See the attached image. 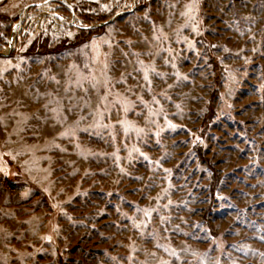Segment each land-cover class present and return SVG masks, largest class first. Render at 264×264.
Instances as JSON below:
<instances>
[{"label": "rangeland", "instance_id": "obj_1", "mask_svg": "<svg viewBox=\"0 0 264 264\" xmlns=\"http://www.w3.org/2000/svg\"><path fill=\"white\" fill-rule=\"evenodd\" d=\"M0 264H264V0H0Z\"/></svg>", "mask_w": 264, "mask_h": 264}, {"label": "water", "instance_id": "obj_2", "mask_svg": "<svg viewBox=\"0 0 264 264\" xmlns=\"http://www.w3.org/2000/svg\"><path fill=\"white\" fill-rule=\"evenodd\" d=\"M35 4H36V3H31V4L27 5L26 8H27L28 6H30V5H35ZM118 14H120V13H117L114 17H116ZM114 17H112L111 19H109V20H107V21L100 22V24H106V23L112 21ZM90 27H91V26H90Z\"/></svg>", "mask_w": 264, "mask_h": 264}, {"label": "trees", "instance_id": "obj_3", "mask_svg": "<svg viewBox=\"0 0 264 264\" xmlns=\"http://www.w3.org/2000/svg\"><path fill=\"white\" fill-rule=\"evenodd\" d=\"M217 67V64L215 63V68ZM216 91V90H215ZM212 109H213V106L211 105L210 106V111H212ZM210 113V112H209ZM200 152L199 153H201V150H199ZM211 186H212V188H214L215 186H216V184L214 183V181L212 182V184H211Z\"/></svg>", "mask_w": 264, "mask_h": 264}, {"label": "snow or ice", "instance_id": "obj_4", "mask_svg": "<svg viewBox=\"0 0 264 264\" xmlns=\"http://www.w3.org/2000/svg\"><path fill=\"white\" fill-rule=\"evenodd\" d=\"M145 78H147V77H145Z\"/></svg>", "mask_w": 264, "mask_h": 264}]
</instances>
